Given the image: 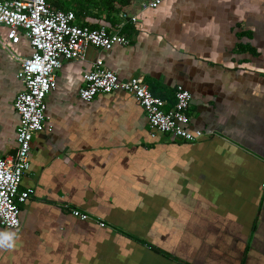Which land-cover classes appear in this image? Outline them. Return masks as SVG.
<instances>
[{"label":"crops","instance_id":"0c3cea01","mask_svg":"<svg viewBox=\"0 0 264 264\" xmlns=\"http://www.w3.org/2000/svg\"><path fill=\"white\" fill-rule=\"evenodd\" d=\"M128 22L130 45L90 47L57 72L21 184L32 189L21 225L0 226L15 236L0 264H264V0H164ZM97 58L171 103L178 85L188 89L203 138L150 137L145 110L123 91L83 101ZM19 66L0 56V156L16 147Z\"/></svg>","mask_w":264,"mask_h":264},{"label":"built area","instance_id":"2783aa9c","mask_svg":"<svg viewBox=\"0 0 264 264\" xmlns=\"http://www.w3.org/2000/svg\"><path fill=\"white\" fill-rule=\"evenodd\" d=\"M163 1H133L119 10L120 21L113 26L103 23L92 27L77 22L73 10L55 8L48 0H0V23L6 28L1 46L10 50V44H19L25 37L30 48L25 57L13 53L20 64L17 77L24 88L14 102L18 114L16 147L12 153L0 156V226L17 229L21 225V205L32 193V189L21 188L31 168L32 140L36 133L46 129V97L56 89L57 72L64 62L86 60L90 47L109 51L118 45H130V38L122 32L124 24L136 23L139 11L155 9ZM133 6L138 7L136 13L131 10ZM116 91L128 93L143 107L152 138L161 133L197 142L206 133L191 127L192 93L188 89L178 85L171 103L155 95L142 76L122 78L116 70L106 67L102 58H97L83 74L80 98L91 102L96 95ZM70 211L79 219L94 221L101 227L108 225L79 208L71 207Z\"/></svg>","mask_w":264,"mask_h":264},{"label":"trees","instance_id":"16d2710c","mask_svg":"<svg viewBox=\"0 0 264 264\" xmlns=\"http://www.w3.org/2000/svg\"><path fill=\"white\" fill-rule=\"evenodd\" d=\"M133 1L138 0H48L55 8L73 10L81 24H90L92 27L103 23L113 26L120 21L119 10ZM131 25L126 22L122 32L128 33L130 28L132 32L134 25Z\"/></svg>","mask_w":264,"mask_h":264},{"label":"rangeland","instance_id":"374dc122","mask_svg":"<svg viewBox=\"0 0 264 264\" xmlns=\"http://www.w3.org/2000/svg\"><path fill=\"white\" fill-rule=\"evenodd\" d=\"M79 21L80 20L77 19V22H79ZM4 32H5V27L0 25V34H1L0 37L1 38H4V34H2ZM24 41H26L25 38H23L21 43H19V44H15V45L10 44V50L3 48L1 46V43H0V56H1V58H4L6 61H8L9 64L18 65V61L13 56V53L18 55V56H23V57H25L29 54L27 52L26 47H24ZM47 106H48V104H47Z\"/></svg>","mask_w":264,"mask_h":264},{"label":"clouds","instance_id":"9594fccd","mask_svg":"<svg viewBox=\"0 0 264 264\" xmlns=\"http://www.w3.org/2000/svg\"><path fill=\"white\" fill-rule=\"evenodd\" d=\"M14 234L13 233H0V247H12L14 243Z\"/></svg>","mask_w":264,"mask_h":264}]
</instances>
